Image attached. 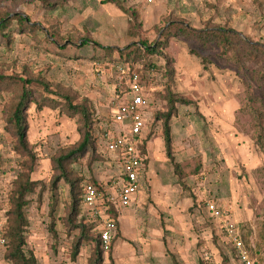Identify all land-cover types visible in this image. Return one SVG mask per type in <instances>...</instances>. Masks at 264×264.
<instances>
[{
  "label": "rangeland",
  "instance_id": "rangeland-1",
  "mask_svg": "<svg viewBox=\"0 0 264 264\" xmlns=\"http://www.w3.org/2000/svg\"><path fill=\"white\" fill-rule=\"evenodd\" d=\"M104 1L0 0V19L22 15L34 25L9 21L8 40L0 39V76L13 82L0 88V264H9L4 235L14 182L25 172L8 122L22 91L18 80L29 82L46 106L38 110L31 104L27 110L28 147L36 161L26 173L45 190L40 198L39 190L28 197L26 250L39 264H91L100 223L82 204L69 222V185L54 166L83 140L80 118L68 116L64 99L87 105L92 126L93 146L67 166L69 178L78 192L88 183L111 190L119 160L106 150L105 135L115 131L116 66L124 57L93 44L125 49L142 42L156 52L137 51L128 66L143 77L152 102L144 138L146 173L133 215L117 212L113 250L103 254L102 264H112L111 258L117 264L114 247L122 242L121 264H173L170 254L178 264H235L220 222L207 210L209 202L229 214L254 263L264 264V60L166 31L170 22H184L194 30H233L264 45V0H156L153 7L143 0H118L139 15L136 37L123 30L128 16L118 8L120 15L114 16ZM148 63L160 70L146 69ZM168 88L193 102L177 105L171 121L177 172L166 157L163 121L157 119L168 110ZM55 104L56 109L48 107Z\"/></svg>",
  "mask_w": 264,
  "mask_h": 264
},
{
  "label": "trees",
  "instance_id": "trees-1",
  "mask_svg": "<svg viewBox=\"0 0 264 264\" xmlns=\"http://www.w3.org/2000/svg\"><path fill=\"white\" fill-rule=\"evenodd\" d=\"M104 3L114 5L120 11H122L126 16H128L127 35L128 37H136L137 36V34H135L136 30L141 28V22L139 21L138 13L135 12L134 10H130L124 7L123 4L118 0H105ZM16 20H18L19 24H23L24 26H27L29 28H32L34 26L30 24V21L27 20L22 15L14 16L10 20H7V17L1 18L0 39L5 41L8 40V33L5 32L9 27V23L11 21H16ZM173 30L175 36H178L180 34V36L198 40L203 44L214 43L215 45H217L218 47L222 48L225 51H232L235 49H239V51L240 50L244 51V54L247 55L249 58L255 57L264 60V45L253 43L249 41V39L243 38L240 33L235 32L233 30H227L224 28H204L202 30H194L184 22H170V24L166 28V31L168 32V36L172 35ZM93 45L96 48L102 49L105 53L112 54L113 52L117 51L120 55H122V57H124L123 61L122 60L121 61L127 65L130 63L129 58L132 55H134L133 62H136L135 54L137 53V51L140 52L145 51L147 53L156 52V49H153L152 46H148L143 42L137 44L133 43L128 48L125 49L99 46L97 43H94ZM145 68L152 71L160 70V68L159 69L155 68V65L153 63L146 64ZM171 73L172 71L166 69L164 71V74L167 77H170ZM8 81H12V79L4 76H0V88L4 85L13 84V82H8ZM142 81H143V77H142ZM18 82L22 84V91H21V95L18 98V101L16 102L15 106L13 107V109L9 114L8 122L10 123V126L12 128L14 138L17 141L16 151L24 159L23 167L25 172L21 173L14 182V190L11 198V208L8 212V225L4 235L5 243L7 246L4 258L9 264H39L35 254L32 251L26 250V241H27L26 234H27V228L29 227V221L26 217V209L29 205L28 197L30 195L36 194L37 190H39L38 196L40 198L45 188L41 182H33L31 180L30 174L26 173V171H30V172L32 171L33 165L36 161L35 154H33V152L29 150L28 147L27 139H28L29 124L27 121V110L29 109V106L31 104L36 105L38 110H42L43 107L46 106H43L41 103H39L38 98L35 96V94H33L32 90L29 89L28 86L29 82H25L24 80L23 81L18 80ZM168 91H169L168 102H167L168 110L165 114L158 115L157 119L163 121L162 135L164 141L163 147L165 148L166 157L169 160L170 165L173 168V171L177 172L181 170V165L176 162L175 157L173 155L171 121L173 118L177 117L178 114L177 105L190 106L193 104V102L178 94L171 92L169 88ZM64 100H65L64 110H66L68 116L70 118H75V117L80 118V121L82 123L80 132L83 134V140L81 144L78 146V148H76V150L70 152L69 154L66 155L64 154L63 156H60L59 158L54 160L55 169H58L61 172L59 178L61 177V179H64L66 183L69 185L68 189H70L71 207H70L68 220L71 224H73L75 219L80 215V204H82V195L84 189L82 188L81 192H78L76 182L71 181V179L69 178L70 173L67 171V166L70 165V163H73V161L77 157L84 156L90 150L89 148L93 146V144L90 142L92 138L91 112L87 107V105L85 104H74L73 100L69 96H66ZM48 107L52 109H56L57 105L56 104L52 106L48 105ZM144 142L145 141H143V144H141L139 147L143 155H145ZM58 180L59 179L57 178L56 181ZM179 184L182 185L181 183ZM96 188L103 194V196L105 195L106 191L103 190V188H101L100 185H96ZM78 193H79V198H78ZM108 205H109V215L116 221L117 224L118 209L111 204ZM93 221L96 222V220L94 219ZM99 223L100 222L98 221V224ZM53 233L55 235V232ZM98 238L99 240L94 250V256H93V260L91 261V264H102V256L104 253L101 247V230L99 231ZM115 239L112 241L111 251L109 252L110 254L113 250V244L115 242ZM243 242L245 244L244 239ZM77 245L73 252V260L76 259V256L79 253V246ZM170 255L173 264H178L174 256L172 254ZM111 263L114 264L112 258H111Z\"/></svg>",
  "mask_w": 264,
  "mask_h": 264
},
{
  "label": "built area",
  "instance_id": "built-area-1",
  "mask_svg": "<svg viewBox=\"0 0 264 264\" xmlns=\"http://www.w3.org/2000/svg\"><path fill=\"white\" fill-rule=\"evenodd\" d=\"M148 4L152 0L147 1ZM146 8V7H144ZM117 105L113 112L115 131L105 135L106 150L119 160L118 182L106 191L105 195L94 183L83 187L82 206L90 217L100 222L101 247L104 255L111 251L112 241L116 238L117 224L109 215V205L119 208L130 206L132 199L140 191L141 180L145 175L146 157L141 153L140 145L145 140L150 118L151 100L146 94L142 76L129 68L127 64L118 63ZM207 210L211 217L218 220L225 232L226 241L234 251L235 264H254L236 225L232 224L227 212L217 203L209 202Z\"/></svg>",
  "mask_w": 264,
  "mask_h": 264
},
{
  "label": "crops",
  "instance_id": "crops-1",
  "mask_svg": "<svg viewBox=\"0 0 264 264\" xmlns=\"http://www.w3.org/2000/svg\"><path fill=\"white\" fill-rule=\"evenodd\" d=\"M148 0H143L142 1V3H146ZM154 2H156V0H152V4H151V6L154 4ZM155 5V4H154ZM247 5V4H246ZM114 5H112V4H109V7L110 8H112L114 11H113V13H115L114 14V16H117L118 17V15H120L119 14V11H118V9L117 8H114L113 7ZM151 6H149V8L145 11V12H148L149 11V9L151 8ZM153 7V6H152ZM247 7H249V5L247 6ZM125 21V20H124ZM117 25H115L114 27H116ZM124 29V32H125V34L127 33V30L126 29H128V24L126 23V24H124V27H123ZM111 30V29H110ZM113 30V29H112ZM114 31V30H113ZM116 31V30H115ZM117 32V31H116ZM145 168H146V166H145ZM145 176V175H144ZM143 180H144V177H143V179L141 180V186H142V184H143ZM140 186V187H141ZM142 188V187H141ZM141 188H140V191H141ZM140 191H139V193L136 195V196H134V198L132 199V201H131V204H130V206L129 207H127V208H119L118 209V211H120V210H122V212H123V216H126V213H130V214H132L133 215V213H131L132 211H131V209H132V207L136 204V202H137V199H138V195L140 194ZM159 199V198H158ZM128 209V210H127ZM131 211V212H130ZM126 212V213H125ZM123 216H120V219H118V222H120L121 221V218L123 217ZM120 231H121V227H120ZM121 234H123V233H121ZM123 243L124 242H122V244H119V243H117L116 245H115V247H114V259H115V261L117 262V264H121V262L119 261L120 259H121V251H118L119 250V248H121L122 247V245H123ZM125 244V243H124ZM121 245V246H120ZM122 251H126V250H122ZM128 252V251H127ZM132 254V253H131ZM135 255V254H134ZM155 255H158V254H155ZM134 263V262H133Z\"/></svg>",
  "mask_w": 264,
  "mask_h": 264
}]
</instances>
